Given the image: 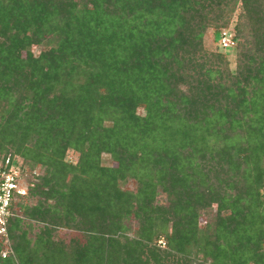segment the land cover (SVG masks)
<instances>
[{
    "label": "trees",
    "instance_id": "trees-1",
    "mask_svg": "<svg viewBox=\"0 0 264 264\" xmlns=\"http://www.w3.org/2000/svg\"><path fill=\"white\" fill-rule=\"evenodd\" d=\"M0 152L33 199L0 264H264V0H0Z\"/></svg>",
    "mask_w": 264,
    "mask_h": 264
},
{
    "label": "built area",
    "instance_id": "built-area-1",
    "mask_svg": "<svg viewBox=\"0 0 264 264\" xmlns=\"http://www.w3.org/2000/svg\"><path fill=\"white\" fill-rule=\"evenodd\" d=\"M219 44L222 49L233 46V34L228 29L221 30ZM28 173L27 168H23L20 157L0 152V238L4 240L7 239V220L16 213V202L27 194ZM30 173L34 174L35 172ZM6 251L1 255L4 256Z\"/></svg>",
    "mask_w": 264,
    "mask_h": 264
},
{
    "label": "rangeland",
    "instance_id": "rangeland-1",
    "mask_svg": "<svg viewBox=\"0 0 264 264\" xmlns=\"http://www.w3.org/2000/svg\"><path fill=\"white\" fill-rule=\"evenodd\" d=\"M236 13H237V9H235L232 13L230 18L228 19L226 26L220 30L223 29H228L231 34L234 35V22L236 20ZM219 29H214L212 27L208 28L206 30V32L204 33L203 36V44H204V48L209 49V50H213L215 49V47H217L218 43H219V38H220V31ZM218 40V41H217ZM32 52L33 54H37L38 53V47L33 46L32 47ZM220 52L224 53L226 56V60L228 62L227 67L229 70L233 71L234 67H235V59H236V41L234 39V44L232 47L229 48H220ZM138 111H140V107H138ZM77 154L75 152H73L72 150H67L66 151V155H65V159H67L70 162L75 161ZM101 160L102 163H107L109 165H113V162L109 159V156L107 154H101ZM36 175H40L41 174V168L40 167H36L33 170ZM29 177V174H27V178ZM122 187L125 189H133L135 186V182L128 178L125 182H123ZM263 192V190H262ZM264 193V192H263ZM157 199L159 201H163L164 197L163 195H159L157 197ZM22 200H24L25 203H31L33 202L32 198H23ZM200 224H203V221L205 220V216L204 215H200ZM129 232L135 229V224L134 221L128 219L125 221ZM32 231H35V229H33ZM79 238L80 240H82V236L80 233H78L77 231H73V230H69V229H64V228H58L56 229V231L53 233V238L54 239H58V240H62V241H67L69 238ZM159 243L160 240L158 241ZM8 240L7 239H2L0 238V245L3 247L2 252H5L6 250H8Z\"/></svg>",
    "mask_w": 264,
    "mask_h": 264
}]
</instances>
